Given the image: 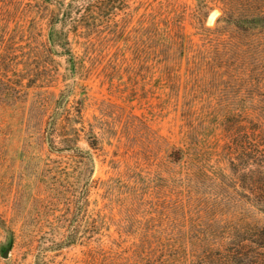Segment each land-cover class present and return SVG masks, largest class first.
<instances>
[{"label":"rangeland","instance_id":"obj_1","mask_svg":"<svg viewBox=\"0 0 264 264\" xmlns=\"http://www.w3.org/2000/svg\"><path fill=\"white\" fill-rule=\"evenodd\" d=\"M110 4L67 43L47 42L42 0H0V35L19 40L0 42V216L16 237L0 264L117 260L140 238L195 233L229 195L264 227V0ZM78 111L92 173L62 149ZM69 226L81 241L58 247Z\"/></svg>","mask_w":264,"mask_h":264},{"label":"trees","instance_id":"obj_2","mask_svg":"<svg viewBox=\"0 0 264 264\" xmlns=\"http://www.w3.org/2000/svg\"><path fill=\"white\" fill-rule=\"evenodd\" d=\"M101 1L104 0H87L85 6L78 7L77 12L84 11L76 17L77 12L72 4H66L61 0H42L43 6L48 7L47 11H50L47 42L68 43L71 42V34H73L75 42H81L82 36L87 33V36H89L90 20L95 17V9L98 8ZM105 1L112 4V0ZM105 7L108 8V4H105ZM58 23L63 26L61 31L55 29V25ZM0 42H19V40L12 38V35L7 37L1 34ZM63 111H66V108H63ZM77 116L82 118L81 112L78 111L74 115L67 129L74 140H71L72 137L63 136L62 143L64 146L62 149L72 152L73 156L81 161V170H87L92 167L93 158L88 151L78 146L80 134L83 130L77 126L78 122L75 120ZM68 117L70 118V116ZM85 135L89 146L94 147L95 134L90 130ZM236 141L229 137V141L223 145V150L227 151L230 164L234 162L231 157L235 151L234 145H238ZM248 150L250 151V148ZM184 155L185 152L182 150H177L174 153L176 161H179ZM92 172L93 167L90 168V173ZM225 197L224 203L215 201L214 204L207 207L206 214L211 215V217L201 221V224L196 226V229L199 230H196L195 233L173 235L168 238H158L154 241L150 238H140L124 251L125 255H117V260L113 255V258L106 257V260L98 263L264 264V227L252 221L253 215L250 216L252 202L247 198L246 204L243 205L246 206V209L242 207V210H240L232 196ZM257 201L264 203V189L261 198ZM0 229L7 234V241L0 248V251L4 254L7 249L11 250L13 248L16 237L14 231L7 226V222L1 216ZM191 229H193V226ZM82 235L80 228L69 226L67 234L63 236L58 247H72L81 241Z\"/></svg>","mask_w":264,"mask_h":264},{"label":"water","instance_id":"obj_3","mask_svg":"<svg viewBox=\"0 0 264 264\" xmlns=\"http://www.w3.org/2000/svg\"><path fill=\"white\" fill-rule=\"evenodd\" d=\"M214 14H215V13L212 14L211 18L214 17ZM210 20H211V19H210ZM9 257H10V249H7V250L4 252V254H3V258H4L5 260H8Z\"/></svg>","mask_w":264,"mask_h":264}]
</instances>
